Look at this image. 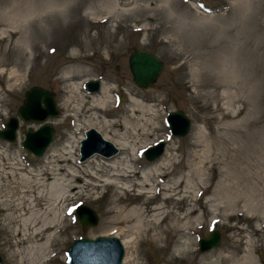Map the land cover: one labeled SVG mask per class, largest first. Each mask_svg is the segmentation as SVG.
Masks as SVG:
<instances>
[{
    "label": "rangeland",
    "instance_id": "obj_1",
    "mask_svg": "<svg viewBox=\"0 0 264 264\" xmlns=\"http://www.w3.org/2000/svg\"><path fill=\"white\" fill-rule=\"evenodd\" d=\"M138 47L163 62L156 81L145 88L133 84L128 66V55ZM70 69L75 70L64 73ZM73 74L74 80L65 79ZM88 80H99L98 91L87 92ZM71 82L79 90L71 92ZM33 85L55 92L59 114L44 121L53 126L54 138L41 157L21 142L23 130L44 122L20 120L15 141L0 139L4 264H38L42 259L44 240L17 243L19 226L14 219L22 217L17 207L33 196V187L25 186L26 173L39 170L46 161L50 165L51 153L63 154L69 148L74 157L68 166L86 175L95 171L94 177L106 181L98 183L92 175L75 181L83 192L68 200V213L50 240L45 264H65L74 239L97 236L121 240L122 264H264L259 254H264V0H0V129L17 116L25 90ZM102 85L109 91L106 109L87 114L74 108L88 100L83 96L98 95ZM172 111L183 112L189 120L184 136L170 134L165 118ZM90 116L109 121L107 129L126 141L118 155H112L116 158L94 154L80 161L79 140L90 128ZM134 140L146 143L134 145L139 149L136 156L128 155ZM161 140V155L148 160L143 151ZM126 156L137 170L161 156L171 158L155 163L169 167L171 180L182 172L189 174L185 179L191 180L190 186L198 182L190 191L200 227L187 234L161 233L159 238L139 233L133 243H123L124 234L114 231L107 209L137 205L140 190L117 202L122 190L105 182L112 178L111 159L117 162V157ZM8 159L17 168L10 169ZM191 166L202 168L199 176ZM34 179H28L30 184ZM145 198L149 207L160 202L156 190ZM188 203L164 204L184 212ZM78 204L94 210L96 225L82 230L74 214ZM214 228L221 234L219 246L200 253L199 239ZM186 235L191 243L180 246L185 237L189 240Z\"/></svg>",
    "mask_w": 264,
    "mask_h": 264
},
{
    "label": "bare ground",
    "instance_id": "obj_2",
    "mask_svg": "<svg viewBox=\"0 0 264 264\" xmlns=\"http://www.w3.org/2000/svg\"><path fill=\"white\" fill-rule=\"evenodd\" d=\"M60 10L61 9H59V11ZM4 32L5 31L3 30L1 31V33ZM14 34L16 33L9 32V35ZM74 70L75 69H70L68 71H65L64 73L66 74L67 72H73ZM73 75L74 76L65 77V79L74 80L76 74ZM68 87L72 92L73 90H77L78 85L75 82H71ZM80 94V91H77V95L80 97L79 99H81ZM83 97L88 100L82 102L80 101V103L74 104V108L80 109V111L87 114L92 112L97 113L99 112L100 108L106 109L105 107L108 106L107 102L109 99V91L107 87L102 85L100 91L98 92V95L89 94V96L85 95ZM89 100L90 102H88ZM76 101H78V99ZM108 122L109 121L106 120H101V122H98L94 116H90L86 121V123L90 125L91 128H95L98 132L102 133V131H104L102 133L103 138L109 140V138L112 136L113 140L111 142L114 144L118 151L119 149H121V147L123 148L125 145H127V143L126 141H124V139L118 136L117 132L112 134L110 130L107 129L109 126ZM82 138H84V136H81L80 140ZM139 143L144 144L146 143V141H132V151L131 153L128 152V155H137L139 149H135L134 145H137ZM66 146L70 147L68 143H66ZM65 154L68 155L65 156ZM92 155L90 156L92 157ZM100 155L102 157H105L102 154ZM117 155L118 153L115 156ZM115 156L112 157L116 158ZM51 157H53L54 160H50V165H48V161H46L45 165L39 170H36L33 173L31 172L32 174L26 173L27 179L25 181V186L33 187V189L30 190L32 191L33 196L30 200L25 199L23 201L25 204L22 203V205L17 207V209L19 208L23 213L22 217L19 218L18 221L16 217L14 219L19 226L16 234L20 237L17 240V243H24L29 241L35 242L41 239L44 240V242L42 243L43 245L40 247V257H42V259L38 258V264L46 263L45 261L50 254V240L60 230L59 225L62 221L61 217L64 216L67 212V207L69 205L68 200H71L72 198L78 196L82 191L81 189L78 190L80 184L75 183V181L80 182L81 178L85 176H95V171L93 172L94 174L87 172L86 175L83 171H79L78 169L74 168L73 165L71 167L67 165V163H69L74 157V151L70 150V148L68 152H65L63 154L51 153ZM113 158L111 159L113 160V166L110 165V168H112V172L110 173L112 178H108V182H105V184H110L111 186L116 188L117 191L122 190V194L117 197L116 201L120 202L123 198L122 195L125 196V194L130 191H134L136 189L137 191L140 190V193L136 194L134 200L138 201L137 205L124 207V203L123 205L118 207L116 204L115 208L112 206L107 209V214L112 215V218L108 222L110 224H114V231L124 234L123 243H133V239L136 238L139 233L151 234L152 238H159L161 233L178 234L179 232L184 231L187 234L189 230H194L200 227V217L197 214L198 207L196 199L193 198V193H191L190 191V188H197L198 182L190 186L191 180L189 181L185 179L189 177V174H185L182 172L177 173V175L171 180L169 167L160 166L155 163L156 161H159L161 163H163L164 161H170L171 158H166L165 156L162 158L161 156L158 160L154 161V163L152 162L151 164L140 167L139 170H137L136 167L133 166L134 160H132L131 158H127V156L123 157L122 159L117 157L119 159L117 162ZM121 160L125 162L124 165H122L121 167L116 166V164L118 162H121ZM7 164L11 166L10 169L17 168L15 165L16 163L11 162L9 159ZM98 166L101 165L97 164V167ZM190 168V171L198 173V176L202 172L201 167L191 166ZM28 176L30 179H34L35 177L36 180L34 179V184L32 182L30 184ZM94 178H96L95 180L98 183H104V178ZM117 179H119V181H117ZM85 184L90 185L89 183ZM74 190L77 191L73 192ZM155 190L159 192L160 202L156 204V206L149 207L148 203L150 201L146 198H142H144V194H149L151 192H154ZM139 197L141 198L139 200H136V198ZM167 200H173L176 204H180L181 202L186 201H190V203L185 205L184 212H180V210H178L179 207L177 208V206L175 205H173L171 208L166 207L164 203ZM125 202H128V200H126ZM190 243V237L189 240L187 237H185L182 242H179V245L187 247ZM245 256H249V253H246ZM126 259L127 258L125 255V262ZM234 264L238 263L235 262Z\"/></svg>",
    "mask_w": 264,
    "mask_h": 264
},
{
    "label": "water",
    "instance_id": "obj_3",
    "mask_svg": "<svg viewBox=\"0 0 264 264\" xmlns=\"http://www.w3.org/2000/svg\"><path fill=\"white\" fill-rule=\"evenodd\" d=\"M128 64L134 83L143 88L153 84L163 68V63L155 54L142 48H135L131 51ZM87 88L89 91H97L99 82L90 81L87 83ZM54 96V92L40 86H32L25 91L23 103L19 106L17 114L26 122H41L48 117L55 116L58 114V109ZM167 122L172 133L176 136H184L189 130V120L181 111L170 113ZM17 126L18 119L16 117L10 118L6 124V129L0 130V138L13 141ZM52 128L50 124H44L35 131L31 128L24 130L23 133L26 138L22 145L35 155H42L44 149L53 139L54 130ZM162 145L164 144L160 142L148 149L145 152L146 157L149 160L157 158L162 153ZM116 152L117 148L110 141L105 140L94 128L90 127L85 132V138L81 140V160L94 153L109 157ZM76 215L83 230L96 225L98 221L96 213L87 206L79 207ZM220 240V233L218 230H214L208 237L200 240L199 252L217 247ZM259 254L262 256V262L264 263V254L262 252H259ZM67 255L68 261L66 264H121L124 247L116 236H98L96 239L82 237L70 244ZM0 264H2L1 258Z\"/></svg>",
    "mask_w": 264,
    "mask_h": 264
},
{
    "label": "snow or ice",
    "instance_id": "obj_4",
    "mask_svg": "<svg viewBox=\"0 0 264 264\" xmlns=\"http://www.w3.org/2000/svg\"><path fill=\"white\" fill-rule=\"evenodd\" d=\"M71 211V210H70Z\"/></svg>",
    "mask_w": 264,
    "mask_h": 264
}]
</instances>
